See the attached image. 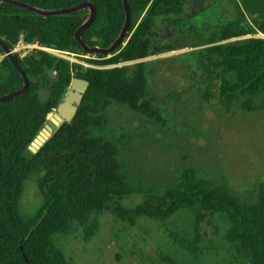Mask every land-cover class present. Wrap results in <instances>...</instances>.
<instances>
[{
    "label": "trees",
    "instance_id": "obj_1",
    "mask_svg": "<svg viewBox=\"0 0 264 264\" xmlns=\"http://www.w3.org/2000/svg\"><path fill=\"white\" fill-rule=\"evenodd\" d=\"M222 1L232 16L213 25L204 17L214 4L186 14L188 0H127L128 29L109 55L86 53L75 38L90 17L89 8L56 13L91 5L94 18L81 30L79 39L89 49L106 50L119 38L125 23L122 0L0 1V40L9 50L22 41L89 65L83 67L41 51L22 58L13 55L29 86L25 93L0 103V264H68L54 246V237L82 229L88 239L97 228L91 223L93 217L109 214L133 226L138 218L163 223L182 210L193 218L191 234L170 232L169 239L186 259H201L200 226L222 214L227 218L224 238L235 254L248 264H264V180L257 186L253 203L197 178L191 168L184 169L179 181L167 190L139 188L124 172L121 141L94 133L105 125L104 113L111 104L166 129L160 106L148 95L149 68L143 61L180 50L195 49L191 54L199 71L197 90L205 102L216 99L226 111L238 104L248 113L264 108V102L254 106L248 101L264 94V40L230 42L248 36L264 38V0ZM220 43L224 44L206 48ZM253 44L251 51L242 53ZM88 55L90 59L83 58ZM245 66L252 68V80L239 89L238 73ZM75 78L89 85L72 123H64L31 155L27 147ZM23 85L10 60H2L0 99ZM34 176L41 200L32 213L25 214L21 198L25 184ZM132 196L143 197V201L129 208L121 205L125 197Z\"/></svg>",
    "mask_w": 264,
    "mask_h": 264
},
{
    "label": "rangeland",
    "instance_id": "obj_2",
    "mask_svg": "<svg viewBox=\"0 0 264 264\" xmlns=\"http://www.w3.org/2000/svg\"><path fill=\"white\" fill-rule=\"evenodd\" d=\"M188 0L186 14L214 4L204 20L213 25L229 19L230 8L219 0ZM208 4V5H207ZM239 40H264L263 36H248ZM224 43L206 47L222 46ZM254 44L243 49L251 51ZM180 50L151 57L148 62L147 92L160 106L167 123L159 124L117 104L104 113L106 123L94 130L109 140H120V160L129 182L136 187L164 191L179 181L184 169L191 168L197 178L223 187L236 197L253 203L257 186L264 180V108L248 113L239 104L230 110L216 99L205 102L197 90L198 69L191 52ZM92 54V53H89ZM218 54H223L218 51ZM72 63L89 65L64 55ZM90 59L91 55L84 56ZM229 72V69L226 70ZM252 68L245 66L238 73L242 89L252 80ZM229 90H232L230 87ZM46 93H41L44 100ZM252 105L264 102V94L249 99ZM36 176L24 187L21 207L25 214L34 211L41 200ZM143 197L132 196L121 201L133 207ZM192 216L179 211L166 222L138 218L126 226L109 214L93 217L97 228L88 239L83 230L57 235L54 246L68 264H248L239 258L224 238L227 218L215 215L200 226L203 256L196 262L186 259L169 239L170 232L190 236Z\"/></svg>",
    "mask_w": 264,
    "mask_h": 264
},
{
    "label": "water",
    "instance_id": "obj_3",
    "mask_svg": "<svg viewBox=\"0 0 264 264\" xmlns=\"http://www.w3.org/2000/svg\"><path fill=\"white\" fill-rule=\"evenodd\" d=\"M0 1H2V0H0ZM9 2L12 4H15L17 6L27 8L31 11H35L28 6H25V5H22L19 3H14L11 1H9ZM122 3H123L124 11H125V23H124L122 32H121L119 38L114 42V44L109 49H106V50H99L97 48L89 49L79 39L81 30H83L85 27H87L94 18L95 12H94V8L91 5L82 4V5L75 7V8H71L68 10H63V11L57 12L56 14H65V13L77 11L81 8H89L90 12H91L90 17H89L88 21L76 32L75 38L78 41V43L80 44V46L82 47V49L86 53L109 55L110 53H112V51L115 49V47L123 41L124 34H125L126 30L128 29V25H129V21H130V13L128 10L127 0H122ZM44 14L49 15L48 13H44ZM0 47L6 53L8 52V48L6 47V45L1 40H0ZM8 59L10 60V62L13 64V66L18 70V72L22 76L24 85H23V88L21 90L14 92V93H11L4 98H1L0 103L8 101L15 96H18L20 94L25 93L28 90V86H29V83H28V80H27L25 74L18 67L17 62L15 61L13 55H9ZM88 85H89L88 82L85 80L76 79V78L71 80L70 85L66 89V91L64 92L62 99H61V102L57 105L55 112L53 113V115L51 117H49V119L45 123L44 127L40 130V132L37 134V136L33 139V141H31V143L27 147V151L31 155H36L38 153V151L41 149V147L46 143V141H48L51 137H54L55 133L59 130V128L64 123L67 125H70L72 123V120H73V118H74V116H75V114H76V112L80 106L81 100H82L83 96L85 95V93L88 89Z\"/></svg>",
    "mask_w": 264,
    "mask_h": 264
},
{
    "label": "built area",
    "instance_id": "obj_4",
    "mask_svg": "<svg viewBox=\"0 0 264 264\" xmlns=\"http://www.w3.org/2000/svg\"><path fill=\"white\" fill-rule=\"evenodd\" d=\"M36 51H41V52H46L48 54L54 55L59 58L63 59H68L64 55L65 53L55 51L53 49H47L44 47L39 46L38 44H26L24 42H19L13 49L9 50L6 53L5 51H0V62L4 60L5 58H8L9 55H18L21 58L26 56L27 54L31 52H36Z\"/></svg>",
    "mask_w": 264,
    "mask_h": 264
}]
</instances>
